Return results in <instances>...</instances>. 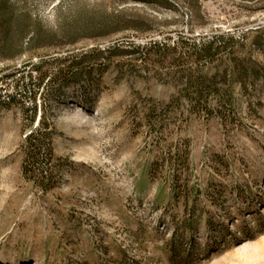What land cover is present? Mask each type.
<instances>
[{
  "label": "rangeland",
  "instance_id": "374dc122",
  "mask_svg": "<svg viewBox=\"0 0 264 264\" xmlns=\"http://www.w3.org/2000/svg\"><path fill=\"white\" fill-rule=\"evenodd\" d=\"M14 1L49 28L106 12L145 25L0 61V91L19 95L0 108V264H264V0ZM178 35L234 37L262 67L246 86L229 78L225 117L176 102L180 74L133 53ZM74 61L64 87L41 81L39 66ZM171 103L154 132L150 109ZM35 104V126L43 107L58 131L49 192L23 174ZM184 142L190 162L174 178L163 159Z\"/></svg>",
  "mask_w": 264,
  "mask_h": 264
},
{
  "label": "trees",
  "instance_id": "16d2710c",
  "mask_svg": "<svg viewBox=\"0 0 264 264\" xmlns=\"http://www.w3.org/2000/svg\"><path fill=\"white\" fill-rule=\"evenodd\" d=\"M182 1L192 4L195 8V4L190 0ZM118 17L119 15L108 12L100 17L90 13L84 18L59 20L55 28H49L37 15L23 6L20 7L14 0H0V61L15 59L51 46L62 48L73 45L84 38L106 36L112 29L141 28L145 25V21L141 19ZM236 44L234 37L224 38L216 35L210 39L196 41L178 35L176 39L169 37L138 46L133 49V53H140L144 59L150 58L152 63L162 65L168 74L173 72L180 74L182 83L176 102L184 98L195 110L223 118L227 109L231 111L234 109L229 78L236 75L242 85L246 86L248 80H258L263 70L250 55L239 57L233 51ZM107 52H112V49H107ZM225 60L230 63L220 69ZM82 63L74 61L68 67H64L62 62H59L56 67H48L45 71L42 70L43 65L37 69L42 72L41 81L49 79L48 82L64 87L71 78L80 74ZM212 65L215 71H209ZM171 105L173 104L161 107L156 105L150 109L147 120L150 128H154L152 129L154 132L159 133L155 126L160 124L164 114L172 110ZM26 111L31 118V130L26 135L23 145V174L40 190L49 192L58 188L62 179L54 146L58 131L55 122L43 107L36 126L38 105L28 107ZM190 155L188 142L177 146L171 145L166 150L164 165L172 169L171 174L174 178L180 170L184 171L187 168Z\"/></svg>",
  "mask_w": 264,
  "mask_h": 264
},
{
  "label": "built area",
  "instance_id": "2783aa9c",
  "mask_svg": "<svg viewBox=\"0 0 264 264\" xmlns=\"http://www.w3.org/2000/svg\"><path fill=\"white\" fill-rule=\"evenodd\" d=\"M19 99V95L13 92L0 91V108Z\"/></svg>",
  "mask_w": 264,
  "mask_h": 264
},
{
  "label": "water",
  "instance_id": "95a60500",
  "mask_svg": "<svg viewBox=\"0 0 264 264\" xmlns=\"http://www.w3.org/2000/svg\"><path fill=\"white\" fill-rule=\"evenodd\" d=\"M37 124H38V122H37Z\"/></svg>",
  "mask_w": 264,
  "mask_h": 264
}]
</instances>
